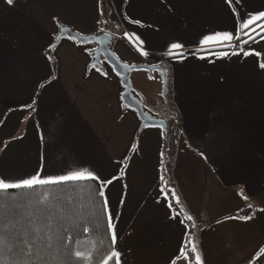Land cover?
Masks as SVG:
<instances>
[{
  "label": "crops",
  "instance_id": "0c3cea01",
  "mask_svg": "<svg viewBox=\"0 0 264 264\" xmlns=\"http://www.w3.org/2000/svg\"><path fill=\"white\" fill-rule=\"evenodd\" d=\"M261 12L264 0H0V144L21 160L15 182L83 170L110 180L121 264H190L182 213L193 218L201 264H264V43L214 50L248 41L260 26L242 36L254 25L242 23ZM65 27L109 33L122 63L163 68L167 80L130 77L162 125L142 127L122 104L121 78L93 65L95 46L53 48ZM225 32L234 38L205 42ZM166 135L173 150L162 153Z\"/></svg>",
  "mask_w": 264,
  "mask_h": 264
},
{
  "label": "trees",
  "instance_id": "16d2710c",
  "mask_svg": "<svg viewBox=\"0 0 264 264\" xmlns=\"http://www.w3.org/2000/svg\"><path fill=\"white\" fill-rule=\"evenodd\" d=\"M263 23L264 20L257 22L244 31L242 36ZM263 35L264 30L257 31L256 35L241 45L214 50L243 49ZM262 64H264V53ZM100 190L99 180H84L38 186L32 190H9L8 193H0V227L23 231L31 227L30 220L39 223L36 217L43 216L47 218L46 223L51 225V234L54 238L69 235L72 237V242L67 247L54 248L53 255L58 252L61 258L75 261V264H102L103 259L113 249L115 250V246L111 243V232L107 228L108 212L104 208L105 196L99 195ZM184 215L186 214L182 213V218L188 227V241L183 251L190 264H197L195 260L197 252L192 251L195 230L192 222ZM65 228L68 229L67 232L64 231ZM84 228H88L89 231L85 232ZM77 240L81 241L79 250L85 252L86 255L90 254V260H77L75 257L65 255L67 251L77 247L75 244ZM11 247L12 245L8 244L5 250L0 251V264L12 260L15 253L7 251V248ZM45 259H49L47 253H45ZM109 264H114V260Z\"/></svg>",
  "mask_w": 264,
  "mask_h": 264
},
{
  "label": "snow or ice",
  "instance_id": "6c2138e0",
  "mask_svg": "<svg viewBox=\"0 0 264 264\" xmlns=\"http://www.w3.org/2000/svg\"><path fill=\"white\" fill-rule=\"evenodd\" d=\"M240 0H236V3H239ZM7 3L11 5L13 0H7ZM231 3V0H229ZM264 20V12L259 13L258 15L251 16L247 20L242 23L243 29H248L250 25L255 24L257 21ZM261 28H264V24L260 25ZM234 37L230 33H217L215 36H209L206 38V43L208 41H231ZM182 45L173 44L172 49H180ZM142 55H146V53H141ZM122 67H128V65H122ZM261 68H264V64L260 65ZM100 71V69H97ZM102 75H107V73H101ZM84 180H92L97 181L99 177L96 176L93 172L88 170L76 171L69 175H61L57 177H48L41 178L39 175H34L26 179H21L16 182L6 181L3 178H0V193H8L9 190H32L38 186H46L53 184H61L70 181H84ZM111 181H100L101 190L99 191V195L104 197L105 193L103 191V186L106 184H110ZM173 196L175 193L173 192ZM177 203H179V199L177 198ZM104 208L107 210V198L104 200ZM183 212V209H181ZM188 220H192L191 216L186 217ZM241 219L248 220L251 217L245 216ZM36 220L39 223H36L32 220L29 221L31 227L21 231L15 228L9 230L6 227H0V251L5 250L8 244H11V248H7L9 253H15L12 260L10 262H4V264H75V261L65 260L59 256L57 252L56 255H53V249H58L59 247H67L68 244L72 242V237H53L51 234V225L46 223L47 218L40 216L36 217ZM108 230L111 232V243L115 246L117 242V236L115 232V226L112 223V216L108 214ZM65 232L68 229H64ZM84 231H89L88 228H84ZM191 243V241H189ZM77 245L76 248L70 249L65 253L66 256L75 257L77 260H90L91 256L86 255L85 252L79 250V245L81 241H75ZM192 251L196 252L195 245H192ZM264 252V249H261ZM45 253L48 254L49 259H45ZM182 255H186L182 253ZM114 260V264H121L120 252L116 250H112L109 255L105 259H103L102 264H109L110 261ZM195 260L197 264H201L200 256L197 253Z\"/></svg>",
  "mask_w": 264,
  "mask_h": 264
},
{
  "label": "water",
  "instance_id": "95a60500",
  "mask_svg": "<svg viewBox=\"0 0 264 264\" xmlns=\"http://www.w3.org/2000/svg\"><path fill=\"white\" fill-rule=\"evenodd\" d=\"M68 39L77 44L86 46L92 45L96 47L93 52V65L102 67L100 65L101 60H103L107 65H109L114 72L121 78V84L123 87V93L121 96L122 104L134 111L141 121L142 127L151 126L156 127L162 125V121L158 119L151 118L145 111L142 102L133 96V86L130 80L131 74L134 71H146V72H159L165 80H167V75L159 66H147V65H128L122 63L117 56L113 53L109 44L112 41V36L109 33H102L101 35H90L82 36L74 32L71 28L65 27L61 29L53 48L58 45L62 40ZM122 65H128V67H122Z\"/></svg>",
  "mask_w": 264,
  "mask_h": 264
},
{
  "label": "rangeland",
  "instance_id": "374dc122",
  "mask_svg": "<svg viewBox=\"0 0 264 264\" xmlns=\"http://www.w3.org/2000/svg\"><path fill=\"white\" fill-rule=\"evenodd\" d=\"M104 18H103V20H104V22H105V24L106 25H108V24H110L109 22H111L110 21V13H109V9H108V7H107V5L105 4V9H104ZM260 29H262V31L264 30V28H261V27H259ZM259 28H257L256 30H254V31H252V32H250L251 33V36L253 37L254 35H256L257 34V31H258V29ZM261 39V40H260ZM259 40V42H256V43H258L259 45H261V43H264V35L262 36V37H260V38H258L257 40H255V41H258ZM112 46V45H111ZM114 53V52H113ZM116 55V54H115ZM117 56V55H116ZM93 62H94V59H93ZM100 65L101 66H104V65H107L103 60H101V62H100ZM107 66H109V65H107ZM110 67V66H109ZM162 86H158L157 87V89H160ZM163 89V88H162ZM160 101H162V97H159L158 98ZM166 109V106L163 104V102L161 103V104H159V105H156L155 106V109H154V111H153V109H151L150 110V112L152 113V114H155V112L156 111H158V110H160V109ZM167 110L169 111V116L168 115H166V118L164 119L165 120V122H166V124L168 125L169 123L167 122V118L169 117V118H172V110H171V108L170 107H168L167 106ZM162 113H164L163 111H162ZM168 114V113H167ZM150 116H152V115H150ZM166 124H165V126H166ZM165 126L163 127L164 128V131H165V133H166V128H165ZM162 128V129H163ZM165 138H166V142L164 141V143L161 145V152L162 153H164L165 151H164V149L166 148V145H167V148L169 147L170 148V151L171 150H173V148L171 147V144L169 143L168 144V140H167V138L170 140V137L169 136H165ZM7 146V148H6V153L8 154V151L10 150V149H14V144H0V157L2 156L1 155V152H2V150H3V148H5ZM153 148L155 149V151H160V145L159 144H153ZM10 155H13V154H10ZM7 155L5 154V155H3L2 156V158L0 159V178H3V179H5L6 181H11V182H15V179L16 178H18V173H19V171H20V169L18 170V168L17 169H14V172H13V170H12V167L13 166H19L18 164H19V162L21 161V160H19V159H7V158H5ZM17 160V161H16ZM16 163V164H15ZM47 177H51V176H47ZM181 264H182V262H180ZM179 263V264H180ZM184 263V262H183Z\"/></svg>",
  "mask_w": 264,
  "mask_h": 264
},
{
  "label": "flooded vegetation",
  "instance_id": "af4514ba",
  "mask_svg": "<svg viewBox=\"0 0 264 264\" xmlns=\"http://www.w3.org/2000/svg\"><path fill=\"white\" fill-rule=\"evenodd\" d=\"M159 66V65H158ZM150 67H153V66H150ZM159 67H161V66H159ZM162 68V67H161ZM162 70H163V68H162ZM165 72V71H164ZM133 94V93H132ZM144 107V106H143Z\"/></svg>",
  "mask_w": 264,
  "mask_h": 264
}]
</instances>
